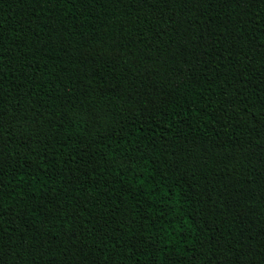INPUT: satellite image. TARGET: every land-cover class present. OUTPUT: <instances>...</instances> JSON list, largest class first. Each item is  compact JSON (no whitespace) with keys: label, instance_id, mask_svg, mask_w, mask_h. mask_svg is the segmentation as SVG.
I'll return each mask as SVG.
<instances>
[{"label":"trees","instance_id":"16d2710c","mask_svg":"<svg viewBox=\"0 0 264 264\" xmlns=\"http://www.w3.org/2000/svg\"><path fill=\"white\" fill-rule=\"evenodd\" d=\"M0 264H264V0H0Z\"/></svg>","mask_w":264,"mask_h":264}]
</instances>
